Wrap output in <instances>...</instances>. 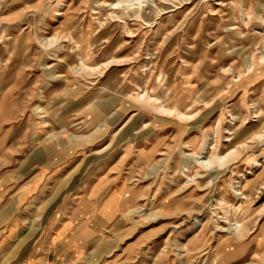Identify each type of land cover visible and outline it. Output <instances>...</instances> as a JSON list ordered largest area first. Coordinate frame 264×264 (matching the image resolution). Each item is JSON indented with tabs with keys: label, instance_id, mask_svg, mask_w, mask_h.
<instances>
[{
	"label": "rangeland",
	"instance_id": "1",
	"mask_svg": "<svg viewBox=\"0 0 264 264\" xmlns=\"http://www.w3.org/2000/svg\"><path fill=\"white\" fill-rule=\"evenodd\" d=\"M139 1L0 0V264L118 186L87 264H264V0Z\"/></svg>",
	"mask_w": 264,
	"mask_h": 264
},
{
	"label": "crops",
	"instance_id": "2",
	"mask_svg": "<svg viewBox=\"0 0 264 264\" xmlns=\"http://www.w3.org/2000/svg\"><path fill=\"white\" fill-rule=\"evenodd\" d=\"M35 177L29 183H24L19 185L15 190V194L13 199L19 205L23 204L24 201L34 192L37 190L38 182L41 178ZM3 188H0V192ZM113 192H119L121 195L120 200L118 201V209L115 214L111 216H101L99 214V210L104 203L106 197ZM98 192L96 189L92 191H87L86 195L81 198L80 201L82 202L84 209H82L85 216V225H78L76 227V219L77 215H71L65 219L60 220L55 228L52 230L51 236L47 237V243L50 242L45 253H42L40 256L32 257L29 259L20 262L19 264H87L89 258L85 257L84 249L86 248V244L91 243L94 239V235L98 228L103 224L110 223L117 213L123 209L122 204L125 202L127 204V199L124 198V191L122 187H116L111 189L106 193V196L102 200V202L96 208V202L94 196H96ZM4 195V194H0ZM124 205V208H125ZM4 208L5 203L4 200L0 199V244L5 243V215H4ZM79 212V211H78ZM90 213V214H89ZM89 214V215H87ZM81 216V215H80ZM18 223H13L11 225H7L6 227L9 229L8 232H14L15 228L17 227ZM87 227V231H84L83 228ZM46 238V237H45Z\"/></svg>",
	"mask_w": 264,
	"mask_h": 264
},
{
	"label": "bare ground",
	"instance_id": "3",
	"mask_svg": "<svg viewBox=\"0 0 264 264\" xmlns=\"http://www.w3.org/2000/svg\"><path fill=\"white\" fill-rule=\"evenodd\" d=\"M144 0H140L139 2H137V3H134V6H130L129 7V15L131 16V15H133V16H140V17H142V18H145L144 17V14H143V12H141L140 11V9H141V7H143V2ZM147 1V0H146ZM164 1H167V2H162L161 3V5H163V7H165V3H169V2H174L175 0H164ZM112 4H116V3H111V5ZM146 5L148 6V5H150L149 3H146ZM117 17H121V16H119V15H117ZM84 50V49H83ZM86 56V55H85ZM252 58H253V56H250L248 59H246L247 60V69H249L250 68V66H251V60H252ZM261 60L262 61H264V54H262L261 55ZM75 68H77V69H79V67H75ZM153 99V98H152ZM155 101H156V103L158 104V106H157V108L160 110V111H162V112H166V113H173V112H175V109L174 108H172V107H168L162 100H160V99H158V98H155ZM179 106V105H178ZM188 106V105H187ZM178 108V107H177ZM177 113L179 114V115H185L184 114V112H182V111H179V110H177ZM188 116H190V115H188ZM228 139H230V138H227V140ZM224 156H217V159L218 158H223ZM197 158H198V156H196V159H195V161H197ZM201 165H204V167L205 168H210V166H211V164H213V161H212V159L211 158H207V159H205L202 163H200ZM212 168H214V166L212 165ZM240 205V204H239ZM239 205H237V206H233L234 208H233V210L234 211H237L238 209H239Z\"/></svg>",
	"mask_w": 264,
	"mask_h": 264
}]
</instances>
